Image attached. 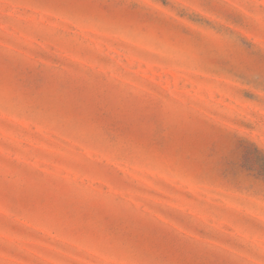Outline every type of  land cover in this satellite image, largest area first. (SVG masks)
<instances>
[{
	"label": "rangeland",
	"instance_id": "rangeland-1",
	"mask_svg": "<svg viewBox=\"0 0 264 264\" xmlns=\"http://www.w3.org/2000/svg\"><path fill=\"white\" fill-rule=\"evenodd\" d=\"M260 0H0V264H264Z\"/></svg>",
	"mask_w": 264,
	"mask_h": 264
},
{
	"label": "snow or ice",
	"instance_id": "snow-or-ice-1",
	"mask_svg": "<svg viewBox=\"0 0 264 264\" xmlns=\"http://www.w3.org/2000/svg\"><path fill=\"white\" fill-rule=\"evenodd\" d=\"M260 4L262 5V7L260 9L259 21L262 27H264V0H260Z\"/></svg>",
	"mask_w": 264,
	"mask_h": 264
}]
</instances>
